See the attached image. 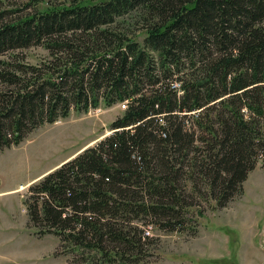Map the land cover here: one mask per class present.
<instances>
[{
  "label": "trees",
  "instance_id": "1",
  "mask_svg": "<svg viewBox=\"0 0 264 264\" xmlns=\"http://www.w3.org/2000/svg\"><path fill=\"white\" fill-rule=\"evenodd\" d=\"M41 1L0 10V152L72 110L127 101L24 203L36 235L83 264H140L147 224L194 233L200 198L224 207L264 166V0ZM33 46L47 58L12 53Z\"/></svg>",
  "mask_w": 264,
  "mask_h": 264
},
{
  "label": "rangeland",
  "instance_id": "2",
  "mask_svg": "<svg viewBox=\"0 0 264 264\" xmlns=\"http://www.w3.org/2000/svg\"><path fill=\"white\" fill-rule=\"evenodd\" d=\"M34 2L0 0V10L15 11L12 13L15 17L21 11L32 10ZM60 3L68 0H43L37 6ZM123 21L141 41L145 31L137 30L135 19L127 17ZM12 53L31 63H39L48 56L41 46ZM122 111L119 103L112 107L101 104L82 112L72 110L67 117L38 127L20 144L0 152V264H83L62 252L56 235H36L28 221L24 198L31 182L109 134L111 122ZM199 200L203 212L193 214L194 233L163 230L152 223L146 225L154 241L146 245L140 264H264V166L261 163L249 171L243 191L226 206L212 208L213 201Z\"/></svg>",
  "mask_w": 264,
  "mask_h": 264
},
{
  "label": "built area",
  "instance_id": "3",
  "mask_svg": "<svg viewBox=\"0 0 264 264\" xmlns=\"http://www.w3.org/2000/svg\"><path fill=\"white\" fill-rule=\"evenodd\" d=\"M120 107L123 109H125L127 107V101L121 102L119 103Z\"/></svg>",
  "mask_w": 264,
  "mask_h": 264
},
{
  "label": "crops",
  "instance_id": "4",
  "mask_svg": "<svg viewBox=\"0 0 264 264\" xmlns=\"http://www.w3.org/2000/svg\"><path fill=\"white\" fill-rule=\"evenodd\" d=\"M75 155V154H74ZM74 155H70L69 157H67L66 159L62 160L59 164H57L54 168L58 167L61 163H63L64 161L70 159L71 157H73ZM52 168V169H54Z\"/></svg>",
  "mask_w": 264,
  "mask_h": 264
}]
</instances>
